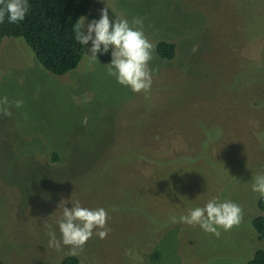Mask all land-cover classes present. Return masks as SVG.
<instances>
[{
    "label": "rangeland",
    "instance_id": "rangeland-1",
    "mask_svg": "<svg viewBox=\"0 0 264 264\" xmlns=\"http://www.w3.org/2000/svg\"><path fill=\"white\" fill-rule=\"evenodd\" d=\"M143 20L155 45L152 85L134 93L108 64L85 55L62 76L46 71L22 38L0 45V264H60L48 247L73 201L108 213L80 264H248L264 240L254 178L264 173V0H93L100 18ZM90 22L85 20V24ZM86 33V30H85ZM58 160H53V155ZM239 205L243 220L220 236L172 223L209 201Z\"/></svg>",
    "mask_w": 264,
    "mask_h": 264
},
{
    "label": "clouds",
    "instance_id": "clouds-1",
    "mask_svg": "<svg viewBox=\"0 0 264 264\" xmlns=\"http://www.w3.org/2000/svg\"><path fill=\"white\" fill-rule=\"evenodd\" d=\"M28 0H0V23L5 17L9 23L22 22L29 11ZM107 7L100 10L99 20H91L85 24L86 17L81 16L74 24L75 40L81 45L91 42L87 50V59L98 62V53H107L111 49V60L107 71L115 77L117 83L129 87L134 93H148L152 85V73L149 62L153 58L155 44L144 34L143 20L133 18L131 24L126 18L110 19ZM86 30V33H85ZM21 108L22 100L10 102L7 96L0 98V114L11 116L12 106ZM252 191L264 198V173L257 175L252 184ZM108 213L104 208L89 209L80 202L73 201L72 207L63 208L62 216L57 220L60 238L54 231L48 233V247L57 251L68 246L71 255H77L87 241L96 235L104 239L110 229L107 228ZM243 220V212L239 205L231 202L209 201L203 208L189 210L187 215H172V223H185L189 226L199 225L207 233L220 236L218 229L229 231L238 227Z\"/></svg>",
    "mask_w": 264,
    "mask_h": 264
},
{
    "label": "trees",
    "instance_id": "trees-1",
    "mask_svg": "<svg viewBox=\"0 0 264 264\" xmlns=\"http://www.w3.org/2000/svg\"><path fill=\"white\" fill-rule=\"evenodd\" d=\"M93 0H28L29 11L22 22L9 23L7 17L0 23V45L4 38H22L33 51L39 64L49 73L62 76L78 67L86 45L75 40L74 24L81 16L91 21L96 17L91 12ZM155 52L160 59L173 60L176 45L159 41ZM97 59L108 64L111 49L98 53ZM53 160H58L56 154ZM260 215L252 220V227L260 240H264V198H259ZM60 264H80L75 255L63 257ZM248 264H264V250L255 252Z\"/></svg>",
    "mask_w": 264,
    "mask_h": 264
}]
</instances>
